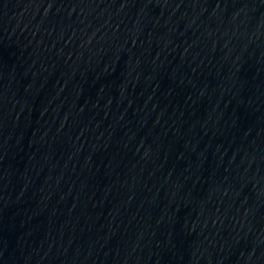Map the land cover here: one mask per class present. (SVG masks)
<instances>
[{
  "label": "water",
  "instance_id": "water-1",
  "mask_svg": "<svg viewBox=\"0 0 264 264\" xmlns=\"http://www.w3.org/2000/svg\"><path fill=\"white\" fill-rule=\"evenodd\" d=\"M0 264H264V0H0Z\"/></svg>",
  "mask_w": 264,
  "mask_h": 264
}]
</instances>
